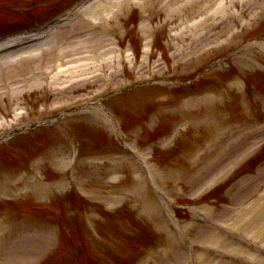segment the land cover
<instances>
[{"label": "rangeland", "instance_id": "obj_1", "mask_svg": "<svg viewBox=\"0 0 264 264\" xmlns=\"http://www.w3.org/2000/svg\"><path fill=\"white\" fill-rule=\"evenodd\" d=\"M3 1L6 4L9 3L22 7V10H20L19 12L20 16L17 17L16 21H14L12 24L10 21L12 19H9L8 17L2 16L0 14V33L5 30L12 31L11 33H15L21 31L22 29L28 28L29 25L37 22L44 15L51 13V11L53 12L57 10L61 6H65L71 0ZM217 1L219 0H209L207 2V9L209 10L208 14L210 18L209 22H212V24L209 26L210 45H213L214 47L222 43L223 41L228 42L237 40V44L233 45V43H230L224 48V51L217 52L215 50L213 52L219 54L223 52L235 53V51H238L240 49L243 41L246 40L248 36H250L256 30L262 28L261 25H264V20H262L259 24H256L255 20H250V8H244L242 9V12H240L238 11V8H233V3H228L229 8H232L234 11L237 10L236 12L239 14L238 22H240L241 20L248 22L252 21L253 23L251 24H255L250 25L248 23V25H250L248 28H252L253 26L254 27L250 30L242 29V31H240V26L238 25L240 23H237V20L229 17L224 19L225 21H221L219 24H216L218 23L219 19L213 23V20L217 18L215 16L218 14V12L216 8H212V6L215 5ZM34 2L37 4V8H41L30 14L32 9L30 7ZM49 3L51 7H47ZM113 3L114 0H109L106 4L109 6ZM53 4L59 5L54 6ZM195 6L196 5H194L193 8H195ZM136 7L137 6L134 7L131 5V7L129 8ZM196 8H198V6H196ZM148 10L149 12L143 13L144 15L147 14L146 17L142 16V13H140L139 16H135V18H132V20H134L133 25L137 26L138 24H140V21L141 23L145 22L146 26L149 23L154 24V16H156V20L159 18V23L164 24L163 22L165 17L169 16L167 14L173 13L164 9L155 8L154 6L149 7ZM183 15H186L187 17V24H193L200 18L195 17L194 19L190 20V16L187 15V13ZM197 15L200 16L201 13L198 12ZM110 16L112 18H110L107 22L112 23V25H119V38L121 39L123 45H127L126 47L129 49L131 57H134V60L138 62L137 67L139 72H148L149 70L151 72L152 69L156 70L157 68H162L164 71L170 72L169 74L175 75V78L178 79L179 77H183L184 73H187V76L190 77L196 71L195 69L198 67L197 64L201 60L192 61L191 63L187 64V56H185V54H182L190 52L194 53L192 48L196 45H192L187 42L181 44L179 40L174 39L175 35H170V33L173 34L175 31L178 32V30L174 29L173 27L177 26L178 28H180L184 24L179 23L177 15L174 17L170 16V18L168 19L171 21L170 24L166 25L168 26V31L165 27H162V29H160L158 33H156V39H152V37H149L148 39L150 41L148 43H146L145 40L139 41L138 37H140L141 33L138 31V28L136 30H133L132 32H129L127 35L125 23L128 22V26L130 27L131 21H129V19L131 17V14H127L126 19H124L123 15L120 20L118 19L120 18V16H118L116 20L114 19L113 12L110 13ZM229 19L234 21L232 23H234L236 27L233 29L234 31L228 32L227 37H225L226 25L228 24ZM233 32H236V35H232ZM205 38L206 36L202 39L205 40ZM72 39L75 38L72 37ZM230 45L233 46L228 47ZM140 46L144 47H141V51ZM155 47L156 49H159V52L155 50ZM179 53L182 54V57H177ZM261 58L262 57H255L254 61L258 64L259 67H263L264 69V63H262L264 62V59H262L261 62ZM177 62H180L181 65L172 68V66L176 65ZM259 62H261V64H259ZM30 63L28 61L24 62L23 64L20 63L18 65V69L28 70L29 68L26 67H30V69L33 70L31 67L36 63V60L32 59L30 60ZM10 68L11 67L5 69L8 70ZM253 75L254 77L257 76V78H255L257 79V82H255V86L253 87L254 91L264 94V75L259 72H255L253 73ZM6 76H0V90L7 87L5 86V84L10 79H5ZM83 76V73L79 72L77 75L71 77L63 76L62 78L65 80L66 78H69L70 82H72L76 77L80 79ZM232 76H234V74ZM13 77H16L12 84V87L14 88L22 84H24V86L20 87L22 89H26L30 86L36 87L35 85H30L31 83H23V79L21 76L17 77L16 75H14ZM230 77L231 72L209 75L206 78L200 80L202 81L201 87L205 89L211 88L212 86L220 83L221 80L229 79ZM102 80H100L99 82H101ZM37 86L38 88H40L39 90L35 88L34 91H32L31 93L27 92L25 95H23V97H15L17 99H6L2 104L4 105V107H0V122L2 119H4V123L8 122V120L12 118L11 116L14 113L23 115L27 114L28 117H32L36 115V110L37 108H39V106H48L59 101H70V99L73 98L88 97V95L92 93V91L90 90L91 88L80 90V87H73L65 91L63 87H66L67 85H64L60 88L62 89V92L57 94V89H54V87L53 89L49 90L44 87H40V85ZM93 88H95V86ZM143 91L144 92H140L139 94L136 93L137 96H131L130 100H125L124 103L122 102V104H124V107L122 108L125 109V113L121 115V119L125 122L127 129H129L130 131L138 130L142 126H144V128H152L151 130L153 131H151V134H148V136L145 137H143V134L140 136L138 145H141V148L144 150L145 156H143L145 157V161L147 160L151 165L149 161L151 160L154 165H156V169H158V171L161 172L163 176H168L171 180V175L173 176L177 172L178 182L173 185L172 181L174 180L169 181L168 183L170 186H168V188L173 197L178 194V192L181 193V196H175L178 203L183 202L184 204H188L191 200H196V198H198L199 195H201L207 188V186H199V190L195 191L196 181L191 182L192 179H189L191 177H194L195 171L189 170V166L186 163L187 157L185 153H190L192 152V150L199 149L203 144H205L209 140L217 123H220L219 125L221 126H227L234 123L233 119L246 122L252 120L258 121L263 119L261 115H256L255 113L250 111V105L252 103L250 102V90L248 89H245L242 93L235 94L239 103H243L245 106L239 107V103L237 102V100L232 98L230 99L231 102L228 104L232 110L228 111L231 113V116L228 115L224 118H218L215 115L213 116V120L211 119V117L213 113L215 114L216 108L215 110L214 108H198L192 111L185 112L176 111L173 100L174 97L178 100V98L182 95V90L174 92L168 100L167 97H161L154 90ZM235 95L233 94V96ZM124 97L128 98L129 95H126ZM257 107L260 108L261 104L259 103ZM240 108L243 109L240 110ZM14 110L15 112H13ZM66 120H68L70 126H73L74 130H78V124H74L75 121L73 118L71 119L66 117ZM182 120L190 122L192 126L188 127L186 131L184 129L180 131L181 133L177 135L176 139L173 142H170L169 134L173 131L176 124ZM87 127H91V125H85L84 128ZM37 135H40L42 138L36 140L35 137H25L18 138V140H16L17 138L14 139L16 141L6 140L3 143L0 142V146L3 145L4 147L10 148V150L13 151L14 160L11 164L8 165V167L11 166L12 168L18 169L26 168L30 163L34 164L36 162L35 160L38 159V157L42 156V150L45 143L49 138L53 137V135L42 136V133H39ZM68 136L70 135L68 134ZM167 136L168 140H166ZM93 141H95V143H102L106 141L113 143L108 138H106L105 140L100 138H93ZM95 143L93 144L95 145ZM57 146L58 145L54 146V148H56ZM65 148L72 149V142L71 147H69L68 142V147ZM90 150L92 151V153H96L97 147ZM108 150H110V148L106 149L105 147H102L98 149V151ZM112 152L116 153L118 151L113 150ZM252 156L253 157H251L250 159L248 157L245 161H240L239 164H237V166L233 168L230 173H228V177L221 183L219 182L218 184H216L218 181L215 183H213L214 180L211 181V184H213L210 185V189L208 188L210 191L208 189L207 190L209 192L214 190H216L215 192L221 191V203L223 205L227 203L224 200L228 198L226 195H229V198L235 195L234 186L236 185L237 181H239L243 176L253 172V166L255 167L256 165H259L258 163L264 160V148L261 149V151H259L257 155ZM91 157L92 156L90 155L86 159H91ZM86 159L71 171L58 169L56 168L55 164H49V162H45V164L41 165L36 173L38 177V185H34L33 183H31L30 185H32V187L27 190V193L22 194L19 197V202L21 203H19L18 207L20 210L26 208L29 210H40L41 208L43 212H46L44 210L46 207L49 208V210H55L53 214L44 213L43 215L36 216L37 222L40 227H34L33 224H24L25 226L18 224L13 225L11 230H13V235L14 233L18 235L17 242L23 240H21L22 234L18 233L20 232V230H27L28 232L29 230H37L36 228H41L39 230H46L45 237L39 236L44 239L42 240L44 241V243H47L46 245L44 244V246L41 247V250L36 251V247L40 246L42 242L41 238L39 239V237L35 233L33 240L26 242L30 246L35 247L31 256L32 258L36 256V258L34 257L26 264H36L41 259L48 257L55 250L57 246L56 242H58L59 236L61 237L63 235L62 229L71 230L72 226L74 225L73 227L81 233L82 237V234L84 232L82 230L83 228L76 226V224L80 223L78 222L79 219L81 221V224L84 225L86 232L91 234V237L88 239V241L96 246V251L99 255V258H102L103 256L106 258L108 257L107 259L110 260L107 262H110V264H161L163 260L167 258L170 259V253H167V255L163 251L157 252L155 250L158 244L160 245V242L158 240L160 238V235L164 237V234L159 232L161 230H156L162 228V224L159 223L163 222L162 220H159L157 217H153L152 215L147 216L142 211V209L146 207L147 202L145 198H142L137 190V187L139 186L136 182V179L137 174L139 175V173L127 165H125L124 167L118 166L116 167L115 172L117 173V171H119V176L113 177L111 179L109 173L104 175L102 173V170L105 172V168L103 166L105 163L101 165H98V163L96 166H93V164L88 163L89 161ZM254 162L256 163L255 165ZM23 170L24 169L19 171ZM116 173H111V176H114ZM0 174H3V172H0ZM28 176H31V174H28ZM60 178H62L64 182L59 183V188L56 189V192L52 196H42L40 194V192L44 190V188L40 187V185H52L53 183L58 182ZM77 180H86L83 181L81 185L85 184L87 188H85V190H82V187L77 183ZM21 185L28 186L26 179L22 181ZM90 186L93 187L88 188ZM181 186L186 192H181V190L184 191ZM263 187L264 184L260 185V187L257 188V191L262 193L264 191ZM87 191H89L90 195H92V197L89 198L90 204H92L96 200L94 195L98 194L96 195V197H99V200L101 201L100 203L102 204L101 205L100 203H95L96 205H98V211L95 210L96 207L93 206L91 208L94 210L91 212L88 211V216L83 217L84 212H82V209H84L85 207L84 205L82 206V204H80V206H82L80 211L75 215L71 214V216H69V212H72L71 207L73 206V203H75V201L78 200V203H83V199L84 203H88V198L86 196ZM207 192L205 194H207ZM205 194L200 196L201 198L199 204H201V202H206L207 199H209L207 196L209 193L207 195ZM249 199H251L250 196H243L240 201H237L242 202L241 204L228 203L227 205L230 206L229 210L239 212L241 208L249 203ZM215 206H217V208ZM215 206L214 207L216 208V214L222 211L219 205ZM223 207L224 206H222V208ZM106 209L111 210L113 213H115L114 216L110 217V221L113 222L112 228L114 229V231L113 233L100 234L103 233V231L98 230L100 232L98 233L95 228V223L100 222V220L104 218V212H106ZM83 219L89 221V224L85 225ZM123 240L125 241V243L129 244L128 249L123 248L124 251L122 249L123 245H121L120 243L123 242ZM88 245L90 247V244ZM53 246L55 247L52 248ZM24 247L26 246L24 245ZM116 250L119 251L118 254L120 253L118 255V260H115ZM64 253L66 254V251ZM90 254L93 256L94 254H96V252H91L90 249L88 251L84 248V256L86 260L83 261V264H85V261H87ZM101 258L99 263L105 264L102 262ZM63 262L65 263L66 260L64 259ZM0 264H5L2 257L0 258Z\"/></svg>", "mask_w": 264, "mask_h": 264}, {"label": "bare ground", "instance_id": "obj_2", "mask_svg": "<svg viewBox=\"0 0 264 264\" xmlns=\"http://www.w3.org/2000/svg\"><path fill=\"white\" fill-rule=\"evenodd\" d=\"M205 0H151V2H153L154 6H158V8H167L169 11H173L176 13L177 16L181 15V20L184 21V19L186 20L187 17L186 15H182L184 13H188L189 14H194V12H198V9L203 8ZM108 1L106 0H100V2H98L97 7L98 9H103V8H112L113 4H110L109 6H107ZM143 7H145V3L144 1L142 2ZM196 5L198 6V9L195 10V8H193V6ZM203 7H201V6ZM192 7V8H191ZM105 12L107 13V10L105 9ZM226 18V17H225ZM223 18V19H225ZM104 19V17H103ZM90 21V17H84L81 18L79 20H77V22L75 24L78 23L77 28L79 29L80 27L87 25ZM74 24V25H75ZM57 36V35H55ZM57 39V38H56ZM198 38L194 39V41H196ZM45 42V41H44ZM88 42H92L94 43V45H89ZM99 44L100 42L98 40H87L84 41L83 39H74L73 41L66 43L64 46H60L61 47V52L57 53V45L58 42H56L55 44H53L52 42L48 43V44H43L40 43L38 44L35 49L33 50H26V51H20L21 53H24V56L21 55H17L16 58L14 59H5V57H8L9 55L12 54H19L17 52H13L11 54H5V55H1L0 59H4L1 63H0V76H6L5 79H10L5 86H7L6 88H3L0 92V96H2L4 94V92H10L13 91L15 88L12 87V84L14 82V80L16 79V77H13L14 75L21 76L23 79V83H37V77L41 78L44 74V70L48 69V68H44L42 66L37 67L38 65H40L41 63H37L33 66L34 70H31L30 68L28 70H23V69H18L19 66H12L16 63H20V62H25L24 58H32V57H36L35 54L37 55L38 53L42 56H46V57H50L47 60V63L50 64L52 66V68H55L56 66H58L59 64L62 65V62H68V66L67 69L69 71L68 75H74L77 72H81L84 74V72H87L86 69H89L90 67L87 65L82 64V61H87L89 60V58H86L84 60H77L76 58H79L80 54H83L84 51L90 52L93 54V60L97 61V59H103V57L105 56V52H103L101 49L99 50ZM108 53H111V51H108ZM76 56V57H72V56ZM108 55L106 54V57ZM66 57V59H64ZM73 60V61H72ZM29 61V60H28ZM99 62V61H97ZM110 63V62H109ZM12 66L10 69L6 70V71H2L4 68ZM63 67V66H62ZM60 68V67H57ZM2 71V72H1ZM14 71V72H13ZM89 73V70H88ZM9 74V75H8ZM64 75L61 74V76ZM53 82H57L59 81V76H56V74L53 75ZM52 82V83H53ZM76 84H69L67 86V88H72V87H79V85ZM3 91V92H2ZM60 89H57V94H59ZM92 114V112H91ZM257 140V139H255ZM255 140H250V141H233L231 139V144L229 145L227 152L225 154H230V162H235L237 163V160L239 157L244 156L246 153H248L250 151V147L248 145H251L253 141ZM233 145L231 148L230 146ZM216 146V144H215ZM232 151V152H231ZM222 156L219 155L217 158H215L213 161L208 162L205 167L203 168V170L205 172H208L211 176L210 177H217L219 172L224 169L225 163L220 164L221 158ZM227 169V168H226ZM264 175V172H263ZM264 180V177H262L258 182H250L253 183L252 187H254L255 185H257L258 183L262 182ZM202 180H199L198 183H201ZM208 182V179H206L204 182H202L201 184H206ZM249 186L243 190L242 193H240L241 195H244L245 193H247V190L249 189ZM252 190V189H251ZM250 190V191H251ZM261 200V201H260ZM245 212H247L245 214ZM229 214V213H226ZM245 216L247 217V219L245 218ZM239 218L244 220L245 222H251L250 223V231L253 233V235L251 237H255V238H260L262 236H264V196H260L258 195L255 200H253V202L249 205L248 209L246 210H242V213L239 214ZM217 220V219H216ZM234 220V222H233ZM232 222L237 225L240 226L238 224V217L234 216L233 217ZM219 221V220H217ZM234 225V226H235ZM198 230L196 237L199 238L201 241H197L198 243H201L204 247L205 250L207 249H217V251L219 252V254H221L223 252V250H225L226 254L232 253L234 254V256L237 257L238 254L240 255H249L247 261H252L254 264H260V263H264V259L262 260V258L257 257L255 255L249 254L246 250L236 246V245H229L228 239L226 237H223L222 235L216 233L214 234V230H207V229H202V228H196ZM231 229L233 231H236L234 227H231ZM237 232V231H236ZM44 244L46 245L47 243H43L42 246H44ZM36 249V251L41 250V247ZM18 250L14 251L13 253L10 254H5L4 255V261L5 264H15V263H28L29 260H32V254L34 249L32 248H24L21 249L20 247L17 248ZM201 257L203 258L202 264H226V263H222L221 259H219V261H215L213 259L210 258V256L206 255V258L203 257V255H201ZM185 259V255L183 256V261ZM165 264H174V261H170L168 263Z\"/></svg>", "mask_w": 264, "mask_h": 264}]
</instances>
